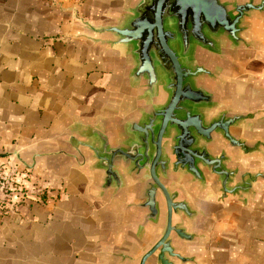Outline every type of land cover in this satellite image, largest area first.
<instances>
[{"label":"crops","instance_id":"0c3cea01","mask_svg":"<svg viewBox=\"0 0 264 264\" xmlns=\"http://www.w3.org/2000/svg\"><path fill=\"white\" fill-rule=\"evenodd\" d=\"M125 0H0V165L24 196L0 220V264H136L162 224L138 232L137 182L102 188L88 146L129 136L135 111L124 51L96 27L117 21ZM248 49L222 72L219 109L249 112L235 133L240 171L261 173L250 190L221 196L179 176L199 211L185 252L193 264H264V14L247 21Z\"/></svg>","mask_w":264,"mask_h":264},{"label":"water","instance_id":"95a60500","mask_svg":"<svg viewBox=\"0 0 264 264\" xmlns=\"http://www.w3.org/2000/svg\"><path fill=\"white\" fill-rule=\"evenodd\" d=\"M117 21L96 27L103 44L124 51V79L135 111L117 145L103 137L88 144L102 165V188L120 189L123 175L137 182L143 211L138 232L162 224L136 264H193L186 244L199 215L174 182L185 176L221 196L250 190L261 173L240 171L235 152L251 145L235 130L249 112L219 109L222 72L229 57L250 47L245 33L264 0H125Z\"/></svg>","mask_w":264,"mask_h":264},{"label":"built area","instance_id":"2783aa9c","mask_svg":"<svg viewBox=\"0 0 264 264\" xmlns=\"http://www.w3.org/2000/svg\"><path fill=\"white\" fill-rule=\"evenodd\" d=\"M24 196L23 190L12 188L11 182L5 174V169L0 165V220L10 209L11 205Z\"/></svg>","mask_w":264,"mask_h":264}]
</instances>
